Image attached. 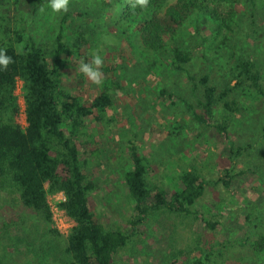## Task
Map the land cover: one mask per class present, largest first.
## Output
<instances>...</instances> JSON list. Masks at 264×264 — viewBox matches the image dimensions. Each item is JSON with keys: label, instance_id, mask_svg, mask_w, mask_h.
I'll use <instances>...</instances> for the list:
<instances>
[{"label": "rangeland", "instance_id": "1", "mask_svg": "<svg viewBox=\"0 0 264 264\" xmlns=\"http://www.w3.org/2000/svg\"><path fill=\"white\" fill-rule=\"evenodd\" d=\"M175 1H161L158 13L163 15ZM196 2L197 8L173 36L165 38L160 50L143 45L139 18L132 14L139 6L132 7L135 0H69L68 11L61 13L46 2L35 14L26 10L24 0H7L0 9L21 34L22 41L15 43L17 52L32 37L51 54L61 26L67 41L78 26L91 32V54L84 58L71 53L61 81L84 100L106 87L113 96V106L102 122L88 118L79 136L88 143L86 152L80 151L81 167L95 185L88 204L96 221L126 230L134 219L123 179L132 166L129 142L144 157L150 184L158 183L170 192L180 184L181 170L193 168L207 182L195 215L164 210L149 214L135 225V236L113 255V264H169L173 257L178 264H193L197 259L204 264H264V248H254L255 240L264 234V96L253 89L236 90L244 110L230 117L226 135L215 128L228 113L223 107L214 109L209 123H199L185 105L197 101L187 71L208 73L212 82L221 84L236 73V62L243 57L257 60L264 88V0ZM221 20L230 28L220 26ZM174 45L192 54L186 70L171 66ZM95 55L103 60L102 85L79 70ZM21 86L17 79L15 121L25 126ZM248 144L233 155L238 146ZM89 147H96L98 153L90 155ZM226 169L244 173L225 186L220 179ZM47 198L55 205L63 196L57 192ZM206 221L215 223L214 228ZM63 247L34 213L0 191V264H56L66 258Z\"/></svg>", "mask_w": 264, "mask_h": 264}, {"label": "trees", "instance_id": "2", "mask_svg": "<svg viewBox=\"0 0 264 264\" xmlns=\"http://www.w3.org/2000/svg\"><path fill=\"white\" fill-rule=\"evenodd\" d=\"M5 1L0 0V9L4 8ZM161 1L148 0L147 7L138 6L132 13L139 18L137 25L143 45L155 50L164 48L165 38L173 36L198 6L196 0H176L160 15L157 8ZM46 2L50 0H24L30 14H35ZM233 14L234 11L229 16ZM213 17L216 19L217 15L213 13ZM219 25L230 28L225 20ZM91 38L87 27L78 26L67 41L61 26L51 54L32 37H28L22 51L17 52L15 43L22 41L21 34L12 29L8 15L0 13V50L12 59L7 69L0 71V191L16 198L23 208L42 221L46 232L63 242L66 258L56 264H113V255L135 236L136 224L161 210L195 215V206L207 185L194 168L181 170L177 175L180 184L170 192L163 185L150 184L144 157L137 146L129 142L132 166L124 172L123 179L135 212L134 219L129 220V229L122 230L93 218L88 196L95 185L81 167L80 157V151L86 152L84 145L88 143L80 141L79 136L84 133L88 118L102 122L103 114L113 106V96L106 87L100 94L84 100L81 95L65 89L61 81L71 53L84 58L91 54ZM172 48V68L186 70L185 65L192 59L191 52L176 45ZM236 69V73L221 84L212 82L208 73L198 75L187 71V80L197 101L196 104L185 101V105L197 122L209 123L217 107L228 111L221 122L215 124L219 135H226L230 117L244 110L236 96L238 88L253 89L264 96L262 72L256 59L239 58ZM17 79L22 81L25 126L15 121L19 110L14 93ZM109 82L117 85L113 80ZM165 91L162 89L161 93ZM248 146H238L233 155ZM89 149L92 156L98 153L96 147ZM242 173L243 169L235 172L226 169L220 180L228 186L229 180ZM57 192L64 197L56 203L57 207L74 222L66 234L53 226L47 196ZM206 225L214 228L215 223L206 221ZM254 248H264V234L255 240ZM169 264H178V261L173 257ZM193 264L204 263L197 259Z\"/></svg>", "mask_w": 264, "mask_h": 264}, {"label": "clouds", "instance_id": "3", "mask_svg": "<svg viewBox=\"0 0 264 264\" xmlns=\"http://www.w3.org/2000/svg\"><path fill=\"white\" fill-rule=\"evenodd\" d=\"M69 0H50L49 6L55 13L67 12ZM137 5L140 7H147L148 0H135L132 5L135 8ZM12 62L11 57H8L2 50H0V71L6 70L8 65ZM103 60L99 55L93 56L91 63H82L79 70L89 77L93 83L102 85V73L99 70Z\"/></svg>", "mask_w": 264, "mask_h": 264}, {"label": "built area", "instance_id": "4", "mask_svg": "<svg viewBox=\"0 0 264 264\" xmlns=\"http://www.w3.org/2000/svg\"><path fill=\"white\" fill-rule=\"evenodd\" d=\"M60 194H62L61 192H58ZM63 196V194H62ZM64 199V197L62 198V200ZM49 201V200H48ZM50 203V202H49ZM51 205V203H50ZM51 213H52V220L54 221L53 226L62 234H66L67 233V228L72 227V222L73 220L66 215V213L57 207V205H51ZM74 224V222H73Z\"/></svg>", "mask_w": 264, "mask_h": 264}]
</instances>
